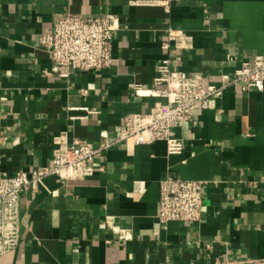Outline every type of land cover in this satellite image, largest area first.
Returning <instances> with one entry per match:
<instances>
[{
  "label": "crops",
  "instance_id": "obj_1",
  "mask_svg": "<svg viewBox=\"0 0 264 264\" xmlns=\"http://www.w3.org/2000/svg\"><path fill=\"white\" fill-rule=\"evenodd\" d=\"M67 13L119 17L109 67L48 74L53 62L39 37ZM170 28L192 36L193 47L164 49ZM254 55H264V0H0V175L51 166L62 133L96 145L102 130L118 137L122 117L147 113L159 100L152 89L165 57L174 69L218 83ZM193 112L175 129L182 154H168L163 140L116 143L95 157L93 176H50L24 192L20 243L0 264L264 258V90L231 87ZM168 172L203 182L197 222H160V181Z\"/></svg>",
  "mask_w": 264,
  "mask_h": 264
},
{
  "label": "built area",
  "instance_id": "obj_2",
  "mask_svg": "<svg viewBox=\"0 0 264 264\" xmlns=\"http://www.w3.org/2000/svg\"><path fill=\"white\" fill-rule=\"evenodd\" d=\"M120 29L117 15L103 13L84 17L72 13L57 14L53 27L40 37V44L53 62L49 75L68 78L76 71L102 70L113 61V42ZM189 49L193 37L182 30L170 28L164 49L171 47ZM155 102L147 113H130L122 117L124 129L111 140L106 130L100 132L98 145L88 140H69L66 133L57 138L51 166L22 170L14 176L0 175V257L13 252L21 239V197L26 191L38 189L44 180L56 176L61 180H84L95 173V157L109 150L116 143L132 145L152 144L163 140L170 155L182 154L185 141L175 129L194 119V109L202 111L210 107L215 98L224 95L226 89L243 91L264 90V55H254L242 60L232 76L223 75L218 83L209 82L203 75H187L174 69L169 57L157 67L154 79ZM142 85L135 86L138 93ZM88 114L100 111L85 108ZM204 184L202 181L183 178L168 172L160 181L158 217L161 223L171 221L197 222L203 209ZM109 225L116 227L110 219ZM105 227V224H102ZM120 239L127 236L119 230ZM222 264H264V258L231 259Z\"/></svg>",
  "mask_w": 264,
  "mask_h": 264
}]
</instances>
